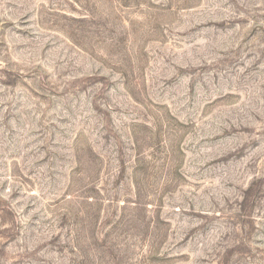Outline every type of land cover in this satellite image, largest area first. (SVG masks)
<instances>
[{
  "label": "rangeland",
  "instance_id": "obj_1",
  "mask_svg": "<svg viewBox=\"0 0 264 264\" xmlns=\"http://www.w3.org/2000/svg\"><path fill=\"white\" fill-rule=\"evenodd\" d=\"M0 264H264V0H0Z\"/></svg>",
  "mask_w": 264,
  "mask_h": 264
}]
</instances>
